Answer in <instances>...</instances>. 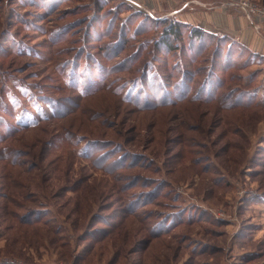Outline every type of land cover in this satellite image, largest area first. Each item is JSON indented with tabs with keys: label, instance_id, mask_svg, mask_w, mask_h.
<instances>
[{
	"label": "rangeland",
	"instance_id": "rangeland-1",
	"mask_svg": "<svg viewBox=\"0 0 264 264\" xmlns=\"http://www.w3.org/2000/svg\"><path fill=\"white\" fill-rule=\"evenodd\" d=\"M166 20L0 0V264H264V59Z\"/></svg>",
	"mask_w": 264,
	"mask_h": 264
},
{
	"label": "crops",
	"instance_id": "crops-1",
	"mask_svg": "<svg viewBox=\"0 0 264 264\" xmlns=\"http://www.w3.org/2000/svg\"><path fill=\"white\" fill-rule=\"evenodd\" d=\"M146 2L147 0H130ZM158 12L172 11L173 18L213 34L235 38L255 54L264 57V24L259 30L227 0H151Z\"/></svg>",
	"mask_w": 264,
	"mask_h": 264
},
{
	"label": "trees",
	"instance_id": "trees-1",
	"mask_svg": "<svg viewBox=\"0 0 264 264\" xmlns=\"http://www.w3.org/2000/svg\"><path fill=\"white\" fill-rule=\"evenodd\" d=\"M185 26H188V25L185 24V23H182V22H180L178 20H174V21L166 20L165 29L163 31L161 44H163L168 50H178V49H180V47L178 46V42H179L178 40H180V38L184 35L183 27H185ZM189 36H190V38L193 41H197V42H200V44H204L205 40H206L205 38H206V36H208V32H206V31H204V30H202L200 28H191ZM239 47L244 49L245 51H247V53L259 56V57L264 59V57H262L259 54L253 53L252 51H250L247 47H245L241 43H239ZM186 74L187 73H184V76H186ZM59 102L63 103L64 101L59 100ZM61 109H62V106H60V104H59L60 112H61ZM71 111H72L71 109H69V110L64 109L60 113V115H61L60 118L67 116V114L70 113ZM37 123H38V120H34L32 122V124H30V125L33 126V125H35ZM30 125L28 127H31ZM24 128H26V127H24ZM4 150H7V149L6 148H1L0 149L1 152L4 151ZM263 196H264V193H258L257 195H253L251 197L252 198L251 200H254V201L256 200L259 203H262V202H264V197ZM179 220L180 219H176V220L173 221V223L175 224V222H177ZM212 221H214V219ZM162 231H164V230H160V231H157V232H154V233L158 234V233H160Z\"/></svg>",
	"mask_w": 264,
	"mask_h": 264
},
{
	"label": "built area",
	"instance_id": "built-area-1",
	"mask_svg": "<svg viewBox=\"0 0 264 264\" xmlns=\"http://www.w3.org/2000/svg\"><path fill=\"white\" fill-rule=\"evenodd\" d=\"M227 5L237 10L259 30L264 24V6L253 0H227Z\"/></svg>",
	"mask_w": 264,
	"mask_h": 264
}]
</instances>
